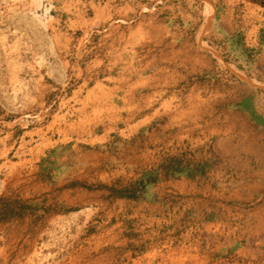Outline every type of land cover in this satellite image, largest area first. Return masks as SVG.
<instances>
[{"label":"rangeland","instance_id":"374dc122","mask_svg":"<svg viewBox=\"0 0 264 264\" xmlns=\"http://www.w3.org/2000/svg\"><path fill=\"white\" fill-rule=\"evenodd\" d=\"M2 205L0 264H264V0H0Z\"/></svg>","mask_w":264,"mask_h":264},{"label":"trees","instance_id":"16d2710c","mask_svg":"<svg viewBox=\"0 0 264 264\" xmlns=\"http://www.w3.org/2000/svg\"><path fill=\"white\" fill-rule=\"evenodd\" d=\"M155 178H157V176L154 175V173H146L144 177L136 181V184L144 188L148 183L154 182ZM14 217H18V211L14 208H11L10 205L7 207L2 205L0 208V222Z\"/></svg>","mask_w":264,"mask_h":264}]
</instances>
